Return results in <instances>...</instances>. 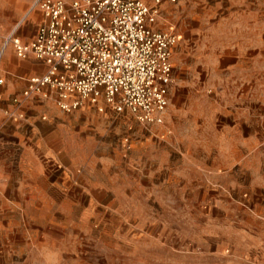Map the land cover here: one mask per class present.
I'll list each match as a JSON object with an SVG mask.
<instances>
[{"label":"rangeland","instance_id":"obj_1","mask_svg":"<svg viewBox=\"0 0 264 264\" xmlns=\"http://www.w3.org/2000/svg\"><path fill=\"white\" fill-rule=\"evenodd\" d=\"M37 1L0 0V47ZM155 28L178 37L163 124L18 103L0 264H264V0H162Z\"/></svg>","mask_w":264,"mask_h":264},{"label":"built area","instance_id":"obj_2","mask_svg":"<svg viewBox=\"0 0 264 264\" xmlns=\"http://www.w3.org/2000/svg\"><path fill=\"white\" fill-rule=\"evenodd\" d=\"M176 3L178 0H169ZM162 0H38L43 13L32 40L17 30L0 47V70L12 48L20 60L34 57L48 71L27 80L13 102L55 95L63 112L86 102L103 112L130 113L144 125H161L173 83L174 31L155 28ZM4 80L0 78V85ZM45 119V118H44Z\"/></svg>","mask_w":264,"mask_h":264},{"label":"crops","instance_id":"obj_3","mask_svg":"<svg viewBox=\"0 0 264 264\" xmlns=\"http://www.w3.org/2000/svg\"><path fill=\"white\" fill-rule=\"evenodd\" d=\"M38 25L34 22L30 23L26 26L27 31L23 29L19 36L25 42H29L35 36ZM4 60L5 69L0 70L3 73L0 78L4 80V83L0 85V164L2 165V162H4L3 155L7 151L2 145V141H4L2 138L16 132V120H13L12 117L17 114L18 104L14 103L13 99L19 96L18 93H22L26 89L29 78L43 75L48 71L47 64L34 57L25 60L18 59L12 48L7 50ZM10 140H16V138Z\"/></svg>","mask_w":264,"mask_h":264}]
</instances>
